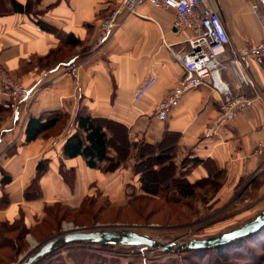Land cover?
Wrapping results in <instances>:
<instances>
[{
  "label": "crops",
  "instance_id": "1",
  "mask_svg": "<svg viewBox=\"0 0 264 264\" xmlns=\"http://www.w3.org/2000/svg\"><path fill=\"white\" fill-rule=\"evenodd\" d=\"M121 1L39 0L20 13L12 2L25 8L27 0H0V73L6 71L27 89L38 91L28 114L20 108L17 115L12 112V117L0 120V223L22 221L32 230L54 205L78 209L93 196L123 203L128 194H142L143 163L137 156L143 162L153 159L164 140L175 139L173 163L189 183L208 177V169L196 160L224 171V198L238 183L264 172V102L240 112L209 139L203 131L219 113L221 101L207 87L186 93L164 122L155 118L156 104L184 76L163 42L175 55L187 50L186 41L193 36L190 31L174 33L169 13L143 5L137 10L141 17L122 16L103 46L92 51L99 23ZM212 2L229 47L238 50L264 39V26L248 3ZM37 21L54 31L41 29ZM249 74L259 88L264 87V60L251 61ZM150 77L155 78L154 85L135 100L136 91ZM223 78L234 88L229 73ZM2 89L0 85V105L9 110ZM241 94L252 96L249 90ZM81 114L109 120V127L103 126L108 138L112 125L125 129L127 154L114 170L106 172L107 163L90 169L83 157L64 156L65 143L76 133V117ZM54 115L63 120L57 136L26 142L30 118L44 122ZM143 146L146 152L140 154ZM108 152L117 162V152L111 148Z\"/></svg>",
  "mask_w": 264,
  "mask_h": 264
},
{
  "label": "rangeland",
  "instance_id": "2",
  "mask_svg": "<svg viewBox=\"0 0 264 264\" xmlns=\"http://www.w3.org/2000/svg\"><path fill=\"white\" fill-rule=\"evenodd\" d=\"M113 10L101 22L108 18ZM99 25L92 51L102 47L108 39L107 35L103 44L97 43L100 37L98 36ZM0 75L16 80L17 84L27 88L20 79H16L6 71L1 72ZM1 88H3L2 85ZM2 90L6 91L4 88ZM8 101L6 105L9 107L10 114H7V110L2 112L1 121L9 116L12 117L11 104L14 101H10L9 98ZM35 101L36 97L33 98L28 109ZM58 131L59 129H56L46 133L41 139L57 136ZM145 163L147 164L144 162L142 168L140 167V172L151 168L149 163L147 165ZM225 184L224 177L217 185V191L209 185L204 186L196 190L195 198L184 200L179 204H167L164 201L154 200L144 208V214L141 215L139 210L143 208L142 205L135 203L130 208L125 206L127 200L117 203L111 202L106 197L93 196L92 202L90 199H85L78 209L54 205L49 212H45L44 220L32 230H28L26 235L21 231L22 221L13 222L8 226L9 230L0 226V264H22L49 240L76 231L131 230L161 244H184L194 239H207L237 229L264 210V172H257L253 177L250 176L246 181L238 183L234 190L226 195V198L221 193ZM161 191L169 192L170 189ZM245 248L252 251L247 257L242 255L245 253ZM223 251L231 257L227 261H218L216 253L210 250L205 251L207 255L201 261V254H196L194 259H191L184 254L166 253L147 247L77 243L65 245L34 264H195L194 261H198L196 264H254L258 256H260L258 263L264 264V228L257 237L224 248Z\"/></svg>",
  "mask_w": 264,
  "mask_h": 264
},
{
  "label": "built area",
  "instance_id": "3",
  "mask_svg": "<svg viewBox=\"0 0 264 264\" xmlns=\"http://www.w3.org/2000/svg\"><path fill=\"white\" fill-rule=\"evenodd\" d=\"M250 5L253 14L264 26V15L258 0H240ZM143 5L163 10L171 15V30L174 33L190 31L192 37L186 41L187 50L175 54L169 45L163 44L173 54L184 70V76L170 90L169 94L155 106V118L164 122L172 109L178 106L182 97L201 87L209 88L221 101L217 116L206 126L203 137L218 136L220 129L232 122L243 110L256 102H264V87L259 88L249 74L253 60H264V39L255 45H245L238 50L229 47V36L219 11L212 0H122L108 18L99 25L98 44L105 42L111 29L118 25L124 15L139 16L137 10ZM227 72L234 79V88L223 78ZM150 77L136 91L135 100L143 97L154 85ZM0 84L8 98L13 100V113L26 110L36 92L17 84L16 80L0 75ZM249 90L252 96L241 94ZM23 111V112H24ZM260 154V150H258Z\"/></svg>",
  "mask_w": 264,
  "mask_h": 264
},
{
  "label": "trees",
  "instance_id": "4",
  "mask_svg": "<svg viewBox=\"0 0 264 264\" xmlns=\"http://www.w3.org/2000/svg\"><path fill=\"white\" fill-rule=\"evenodd\" d=\"M39 0H27L26 7L21 8L16 3L12 2V7L17 12H25L28 11L31 5H35L38 3ZM37 26L41 29L53 32L54 29L40 21H37ZM74 45L77 42L73 43ZM9 111L8 108L0 105V114L2 112ZM62 120V116L54 115L52 118L46 119L44 122L39 118H30L26 125L25 130V137L26 142L30 143L35 141L36 139L42 137L46 133H49L60 126V122ZM77 122V130L65 143L63 154L67 158H74L81 156L86 162L87 167L90 169H101L100 165L102 163H107L108 166L105 168L106 172H110L114 170L119 162L122 159H125L128 149L127 143V136L125 129H120L119 127H111L109 131L112 133L111 137H107V134L104 132L103 126L109 127L111 123L109 120H99L93 118L90 115L81 114L80 116L76 117ZM164 140V139H163ZM175 139L172 142H165L162 141L161 144L158 145L159 147V154L155 155L153 159L149 161H144L149 163L151 168L144 172H140V195L135 193L128 194L127 196V204L130 208L133 207L135 203H138L143 206L140 208L139 215L144 214V208H146L152 201H164L167 204H179L184 200H190L196 197V190L202 189V187L209 185L210 188H214L217 191L218 184L221 179L225 177L224 171H217L214 170L213 165L209 161L202 162L199 160L194 161L196 164H204L205 167L208 169V177L204 180L198 181L196 183H189L185 179V174L180 173L178 175L177 168L173 163V152ZM114 149L117 152V162H114L113 159L108 157V150ZM147 146H143L139 148L140 154L146 152ZM152 150V149H151ZM143 162L142 156H137ZM141 163V164H142ZM140 164V163H139ZM137 164L139 167L140 165ZM145 163V165H147ZM143 166V165H142ZM40 167V165H39ZM156 167V168H154ZM169 192H163L162 189L168 190ZM92 202V200H90ZM11 224H0V226L6 227ZM24 235L28 234V229L22 224V230ZM263 231L260 230L256 234L251 236L238 239L236 241L231 242L230 244L216 248V249H209L212 252L216 253V259L218 261H227L229 259V255L225 254L223 249L232 247L235 244H241V242H247L252 237H257ZM1 233V231H0ZM1 236V234H0ZM1 239V237H0ZM205 251L208 250H198V251H191V252H183L177 254H184V256H189L191 259H194V255L201 254V261L203 258L206 257L207 253ZM252 251L248 248H245V257L249 256ZM242 257V256H240ZM231 258V257H230ZM258 260H260V256L256 259L254 264H259ZM193 262V260H192ZM194 263H198V261H194ZM193 264V263H190ZM201 264V263H200Z\"/></svg>",
  "mask_w": 264,
  "mask_h": 264
},
{
  "label": "water",
  "instance_id": "5",
  "mask_svg": "<svg viewBox=\"0 0 264 264\" xmlns=\"http://www.w3.org/2000/svg\"><path fill=\"white\" fill-rule=\"evenodd\" d=\"M264 15V0H258ZM264 228V210L255 218L245 222L241 227L207 239H194L184 244H161L148 236L137 234L131 230H95L76 231L58 236L42 245L39 250L28 257L22 264H34L51 252L68 244H90L120 247H147L163 252L183 253L198 250L216 249L233 241L256 234Z\"/></svg>",
  "mask_w": 264,
  "mask_h": 264
}]
</instances>
